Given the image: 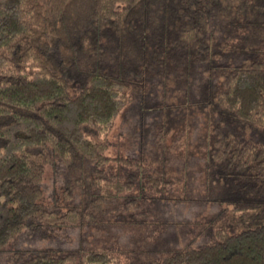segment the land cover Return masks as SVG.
Listing matches in <instances>:
<instances>
[{
  "label": "trees",
  "instance_id": "trees-1",
  "mask_svg": "<svg viewBox=\"0 0 264 264\" xmlns=\"http://www.w3.org/2000/svg\"><path fill=\"white\" fill-rule=\"evenodd\" d=\"M199 71L194 196L186 119L149 138L157 168L135 149L107 151L154 77L187 87ZM49 165L61 205L45 201ZM173 192L214 212L164 241L156 202ZM112 219L147 231L126 249L136 264H264V0H0V264H123L115 236L94 235Z\"/></svg>",
  "mask_w": 264,
  "mask_h": 264
},
{
  "label": "rangeland",
  "instance_id": "rangeland-1",
  "mask_svg": "<svg viewBox=\"0 0 264 264\" xmlns=\"http://www.w3.org/2000/svg\"><path fill=\"white\" fill-rule=\"evenodd\" d=\"M158 81L164 82L166 80L161 79L160 77L159 80L156 77L151 80V88L146 94V106H143L142 108L137 106L135 109L127 107L124 112L117 117L115 127L109 135L110 148L107 151V154L129 155L131 154L132 149H135L137 154H140L144 159L153 163L157 168L159 163L152 157V155L159 154L160 150L152 145L150 137L153 136L159 128L163 127V121H177V119L184 118L186 119L184 126L187 128V132L189 133L193 144H190L191 155L187 157L188 162L186 163L184 162L186 160H183V165L181 167L183 175L189 177V174L185 172L186 170L191 175L189 178L192 179L191 183H194L192 191L195 196L198 190L195 186L199 185L204 166L202 150L200 147V136L204 134L203 131L205 128L206 114L201 112L198 108L200 105L204 104L203 99L206 93L205 83L207 81L205 71H199L193 81L188 79L187 87L176 86V88H172L169 84L157 86ZM177 100L195 102L187 104V107L184 108L183 105H180L179 107L175 106ZM168 104L169 107H167ZM190 104L192 107L189 106ZM141 111H143V113H141ZM180 126H182V124ZM169 157H173V153H170ZM173 164H175L174 161ZM121 167L122 165H119L116 162H111L107 166L108 169L117 172H119ZM55 177L56 171L54 166L49 165L47 167L44 185L46 189L45 201L50 206L61 205L59 200L55 197L61 191V185L59 181H55ZM187 191H190V189ZM180 192L183 193L182 191ZM181 193L173 192L170 195L171 198L156 202V205L158 203L160 204V206L158 205L157 210L161 208L160 211L158 210L161 212V215L159 213L161 222L159 223L158 221H155L154 224L155 232L153 233L156 238L159 237L161 233V237L164 238V241L170 239V235H173L172 239L174 238V235L181 236L184 232L189 231L190 224L193 221L203 220L206 219L204 217L213 215L214 211H211L209 206L211 204H202L203 202H200L199 205L194 204L196 200L193 199L192 195H185V201H182L183 199H178L183 198L181 197L183 196ZM203 205H205L206 208H204ZM125 214L126 212L124 210L119 211V217ZM180 218H182V221L177 227L174 224L165 225V222L167 223L171 220L174 221L175 219ZM185 219L188 222V224H186L187 227L184 225ZM119 222L120 223H117V221L112 219L110 224L95 225L94 227L96 228L94 229V235H97L99 240L105 239L108 235L115 236L113 239H117L115 246L118 249L116 251H119L117 254H119L123 264H136L140 261V256L127 252L126 249L136 246L134 242L141 240L147 231L145 232V228L142 226V231L140 230L137 232V227L128 224L126 219L120 220ZM164 227V231H159ZM69 239L76 240L77 235L71 236ZM137 244L140 247V244ZM94 246L98 245L94 244Z\"/></svg>",
  "mask_w": 264,
  "mask_h": 264
}]
</instances>
